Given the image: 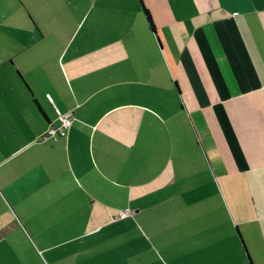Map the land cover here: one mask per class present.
I'll use <instances>...</instances> for the list:
<instances>
[{"label":"crops","instance_id":"crops-1","mask_svg":"<svg viewBox=\"0 0 264 264\" xmlns=\"http://www.w3.org/2000/svg\"><path fill=\"white\" fill-rule=\"evenodd\" d=\"M250 261L264 0H0V264Z\"/></svg>","mask_w":264,"mask_h":264},{"label":"built area","instance_id":"built-area-1","mask_svg":"<svg viewBox=\"0 0 264 264\" xmlns=\"http://www.w3.org/2000/svg\"><path fill=\"white\" fill-rule=\"evenodd\" d=\"M48 98L52 101V97L48 95ZM61 123L59 125H49L46 130L40 136V140L52 139L56 140L59 137L68 136L69 129L72 125V119L68 114H59ZM127 212H124L122 216H126Z\"/></svg>","mask_w":264,"mask_h":264},{"label":"trees","instance_id":"trees-1","mask_svg":"<svg viewBox=\"0 0 264 264\" xmlns=\"http://www.w3.org/2000/svg\"><path fill=\"white\" fill-rule=\"evenodd\" d=\"M143 5V4H142ZM142 11L144 13V16L146 18V21H147V24H148V27L149 29L152 31V32H155V25H154V22L152 20V16L150 14V12L148 11L147 8H145L144 6H142ZM248 264H253L251 261L248 263Z\"/></svg>","mask_w":264,"mask_h":264}]
</instances>
